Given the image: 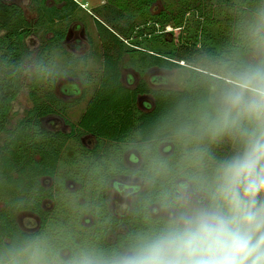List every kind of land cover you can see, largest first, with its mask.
Wrapping results in <instances>:
<instances>
[{
  "label": "trees",
  "instance_id": "1",
  "mask_svg": "<svg viewBox=\"0 0 264 264\" xmlns=\"http://www.w3.org/2000/svg\"><path fill=\"white\" fill-rule=\"evenodd\" d=\"M62 1L61 8L40 10L38 22L31 25L21 7L0 0V134L7 135L0 145V202L5 205L0 209V245L41 233L52 241L59 237L53 243L65 249L84 241L96 242V239L102 245H114L138 226L143 213L152 215L151 207L156 204L150 202L147 187L137 195L126 217H116L110 209L107 185L113 174L143 178L144 161L140 168L130 169L125 165V152L132 147L142 155L141 148L154 135L161 117L185 94L187 81L184 80L182 89L153 88L145 80L134 88L127 87L122 82L123 59L131 56L133 66L141 74L153 67L192 70L195 68L192 62L201 54L219 55L229 50L235 42L234 30L241 15L256 3V0L238 3L234 0H117V8L110 9L115 17L110 12H93L103 50V71L98 89L79 122L73 124L66 118L72 103L57 97L58 75L48 74V58L43 61L39 57L29 86L33 108L15 128L9 129L13 102L22 91L21 76L28 53L26 37L34 28L71 19L80 9L74 0ZM158 2L163 6L154 12ZM128 5H132L131 13ZM220 15L224 16L220 23L224 25L214 30ZM51 32L50 48L60 47L67 39L69 27ZM48 50L45 48L44 53ZM43 79H46L44 87H38ZM83 91L85 94L86 88ZM142 96L153 100L145 110L139 107ZM50 116L62 117L70 125V132L45 128L42 121ZM87 135L96 140L92 148L82 143V137ZM165 143L170 145L162 154L175 153L176 145ZM113 153L114 161L111 160ZM113 163L117 165L114 169ZM46 178L54 181L49 187L42 182ZM67 180L92 185L88 188L90 196L80 199V195L71 192ZM45 201L54 202L55 208L45 210ZM23 211L39 216L41 224L37 231L26 232L20 227L16 217ZM83 215L94 218L93 222L87 217L84 220L86 224L92 223L90 227H81L77 219ZM122 225L127 230L117 233L115 243H107L109 233ZM75 235L81 236L80 242H76Z\"/></svg>",
  "mask_w": 264,
  "mask_h": 264
},
{
  "label": "clouds",
  "instance_id": "2",
  "mask_svg": "<svg viewBox=\"0 0 264 264\" xmlns=\"http://www.w3.org/2000/svg\"><path fill=\"white\" fill-rule=\"evenodd\" d=\"M234 37L182 73L191 87L141 148L154 214L114 245L65 250L45 233L0 245V264H264V0Z\"/></svg>",
  "mask_w": 264,
  "mask_h": 264
},
{
  "label": "rangeland",
  "instance_id": "3",
  "mask_svg": "<svg viewBox=\"0 0 264 264\" xmlns=\"http://www.w3.org/2000/svg\"><path fill=\"white\" fill-rule=\"evenodd\" d=\"M7 4H15L21 7L24 11V15L31 25L38 22L40 16V10L46 11L61 8L64 2L62 0H3ZM217 2L216 0H213ZM241 0H234V3H238ZM87 8H83L80 3V9L77 10L75 15L71 19L58 22L54 26L37 27L32 29V33L26 37L25 44L27 46V56L24 61L25 71L21 76L22 91L20 92L16 101L13 102V110L8 124L9 129L15 128L22 119L26 117L28 111L33 108V102L30 98V84L33 79V74L36 71V64L38 58L42 57L43 61L48 58V74H57L58 79L55 85V93L60 99L72 103L71 108L66 113V118L73 124H77L81 119L82 114L85 112L88 102L98 89L102 71H103V50L100 41L99 34L94 22V13L97 14V10L103 13L110 12V16L113 18L115 14L110 10L111 7L117 8V0H82ZM107 2H110L109 5ZM162 2H158L155 6L154 12L159 11L162 8ZM132 7V5H131ZM130 5L127 6L128 13L133 11ZM120 9H122L120 7ZM117 15V14H116ZM192 15V13H191ZM219 24L217 27H213L214 30H218L220 24L223 22L224 16L220 15L218 18ZM69 27L68 38L63 42L60 47L54 45L50 48L51 38L53 37L52 29L63 30ZM49 48L48 52L44 53V49ZM132 57L126 55L123 59L121 67L122 82L124 85L130 88L136 87L141 80L147 81L153 88L164 89H182L184 86L183 72L186 70H167L160 68H149L141 74L132 64ZM46 79L39 82L38 87H44ZM84 88L86 93L84 94ZM141 109L145 108L153 100L150 96H142L140 99ZM150 104V105H152ZM42 125L52 131L70 132V125L67 124L60 116H50L42 121ZM7 135L5 133L0 134V145L5 142ZM95 138L87 135L82 137V143L88 148H92L95 144ZM170 143H162L159 146V151L163 153L164 149L168 147ZM75 150V148H73ZM172 152V150H171ZM114 153L111 155V160L114 161ZM92 158V156H91ZM93 159V158H92ZM125 165L130 169H138L143 164V158L140 152L132 147L126 150L124 155ZM113 169L117 167L115 163L112 164ZM45 186H50L54 181L50 178L43 179ZM67 186L71 192L76 195H80V199L89 197L91 192L88 188H92V185L84 186L75 181L67 180ZM147 188L143 178L134 175H117L113 174L107 185V194L109 196V205L113 214L118 218L126 217L136 200L137 195ZM55 203L52 201H45L43 208L51 211L55 208ZM5 208V205L0 202V209ZM158 209V205L151 207V212ZM89 215V214H88ZM87 216H81L77 220L81 224V227H90L94 218L88 216L91 219L90 224L84 221ZM17 222L20 227L26 232H35L39 229L41 219L34 213L23 211L17 213ZM126 226L118 227L114 232H110L107 236V243H115L118 232H125ZM77 231H74V233ZM76 242L81 241V236L75 235ZM59 237H54L53 242H58ZM64 239V238H63ZM72 237L67 239L71 241ZM96 239V237H95ZM65 241V240H63ZM66 242V241H65ZM97 242V239H96ZM69 243V242H68ZM67 250V249H65Z\"/></svg>",
  "mask_w": 264,
  "mask_h": 264
},
{
  "label": "built area",
  "instance_id": "4",
  "mask_svg": "<svg viewBox=\"0 0 264 264\" xmlns=\"http://www.w3.org/2000/svg\"><path fill=\"white\" fill-rule=\"evenodd\" d=\"M74 1L77 2V3H80L82 5V2H80L82 0H74ZM82 7L85 8V9L87 8V6H85L84 4L82 5Z\"/></svg>",
  "mask_w": 264,
  "mask_h": 264
},
{
  "label": "crops",
  "instance_id": "5",
  "mask_svg": "<svg viewBox=\"0 0 264 264\" xmlns=\"http://www.w3.org/2000/svg\"><path fill=\"white\" fill-rule=\"evenodd\" d=\"M139 103H140V100H139ZM150 104H152V102H150ZM150 104H149V105H150ZM139 107L141 108L140 104H139ZM82 115H83V114H82ZM92 137H93V136H92ZM93 138H94V137H93Z\"/></svg>",
  "mask_w": 264,
  "mask_h": 264
},
{
  "label": "flooded vegetation",
  "instance_id": "6",
  "mask_svg": "<svg viewBox=\"0 0 264 264\" xmlns=\"http://www.w3.org/2000/svg\"><path fill=\"white\" fill-rule=\"evenodd\" d=\"M67 38H68V36H67ZM67 40V39H66ZM92 137V136H91ZM137 198V197H136Z\"/></svg>",
  "mask_w": 264,
  "mask_h": 264
}]
</instances>
